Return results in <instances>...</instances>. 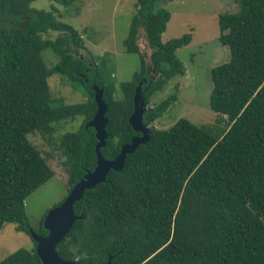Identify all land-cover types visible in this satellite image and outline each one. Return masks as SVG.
Listing matches in <instances>:
<instances>
[{
  "label": "trees",
  "instance_id": "obj_1",
  "mask_svg": "<svg viewBox=\"0 0 264 264\" xmlns=\"http://www.w3.org/2000/svg\"><path fill=\"white\" fill-rule=\"evenodd\" d=\"M34 1L0 0V230L11 223L29 236V230L47 234L43 219L37 230L31 227L24 202L54 171L28 135L50 136L55 125L79 116L88 123L97 109L96 85L107 104L101 153L112 160L139 135L128 119L141 83L150 139L126 156L121 171L111 170L106 182L85 190L74 204L83 218L57 245L58 255L81 264H105L109 255L111 264H264V0H234L239 10L217 17L219 42L230 53L210 73V108L228 119L220 133L186 118L167 129L152 125L176 94L152 107L150 97L185 74L176 52L192 39L185 34L162 42L171 15L156 7L161 0H136L124 46L139 55L140 68L119 90L109 60L91 63L78 53L87 49L79 31L59 21L55 8H32ZM54 1L68 6L79 0ZM140 29L149 62L138 45ZM46 49L58 59L51 67L42 56ZM54 75L84 89L87 100H55ZM95 144L91 127L60 137L68 193L96 166ZM35 248L34 242L32 250L17 249L0 264H42Z\"/></svg>",
  "mask_w": 264,
  "mask_h": 264
},
{
  "label": "rangeland",
  "instance_id": "obj_2",
  "mask_svg": "<svg viewBox=\"0 0 264 264\" xmlns=\"http://www.w3.org/2000/svg\"><path fill=\"white\" fill-rule=\"evenodd\" d=\"M136 0H79L68 6L54 0H35L31 7L36 10H57L59 21L79 31L87 48L78 53L92 63L104 56L111 64L115 87L128 82L140 68L138 54L126 52L124 40L127 38L132 18L136 12ZM157 8L170 12V19L162 33V42L191 34V42L178 49L176 55L182 62L185 74L173 76L161 90L150 97V105H158L171 94L176 100L171 102L166 112L152 125L158 129H167L178 119L186 118L198 126H211L216 133L222 132L228 123L226 116L217 115L211 110L209 96L212 89L211 69L229 61L230 53L220 44L218 15L235 13L239 10L234 0H161ZM55 35V34H54ZM52 35V37H54ZM138 45L148 61L150 49L143 29L139 30ZM91 54H89V52ZM48 67L57 62V57L50 49L42 52ZM149 62V61H148ZM154 79L157 73L151 70ZM50 89L55 100L66 104L81 103L87 100L84 89L74 88L66 78L54 75L49 79ZM84 117H77L72 122L54 126L50 136L39 133L28 135L54 171V176L32 192L25 200V211L33 229H38L46 213L59 206L68 193L67 155L60 147V137L84 126ZM32 250L33 239L22 231L16 230L11 223L0 230V261L17 249Z\"/></svg>",
  "mask_w": 264,
  "mask_h": 264
},
{
  "label": "water",
  "instance_id": "obj_3",
  "mask_svg": "<svg viewBox=\"0 0 264 264\" xmlns=\"http://www.w3.org/2000/svg\"><path fill=\"white\" fill-rule=\"evenodd\" d=\"M93 92L97 109L86 127H91L95 131L96 166L93 170L85 172L59 206L50 209L46 213L43 219V228L47 231L46 235H39L29 230L30 237L36 244V254L42 264H81L77 260L62 259L56 250L57 245L63 241L74 223L83 218V214H75L74 204L83 197L85 190L92 189L98 184L106 182L107 175L111 170L121 171L124 167L126 156L132 154L140 144H145L150 139L151 126L143 122V115L147 110V106L141 91V83H138L133 97V112L128 122L132 130L139 135L132 137L129 143L122 145L120 153L114 159L104 158L101 148L105 146L108 138L106 131L108 123V118L106 117L107 104L103 100V88L93 85ZM112 258L113 256L109 255L105 264H111ZM87 264L91 263L88 262Z\"/></svg>",
  "mask_w": 264,
  "mask_h": 264
},
{
  "label": "flooded vegetation",
  "instance_id": "obj_4",
  "mask_svg": "<svg viewBox=\"0 0 264 264\" xmlns=\"http://www.w3.org/2000/svg\"><path fill=\"white\" fill-rule=\"evenodd\" d=\"M68 195V194H67Z\"/></svg>",
  "mask_w": 264,
  "mask_h": 264
}]
</instances>
